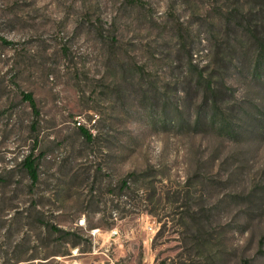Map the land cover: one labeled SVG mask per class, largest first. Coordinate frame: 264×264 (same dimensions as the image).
<instances>
[{
    "label": "rangeland",
    "instance_id": "rangeland-1",
    "mask_svg": "<svg viewBox=\"0 0 264 264\" xmlns=\"http://www.w3.org/2000/svg\"><path fill=\"white\" fill-rule=\"evenodd\" d=\"M0 264H264V0H0Z\"/></svg>",
    "mask_w": 264,
    "mask_h": 264
},
{
    "label": "trees",
    "instance_id": "trees-1",
    "mask_svg": "<svg viewBox=\"0 0 264 264\" xmlns=\"http://www.w3.org/2000/svg\"><path fill=\"white\" fill-rule=\"evenodd\" d=\"M24 98L29 101V103L33 107L34 111L37 112L38 111L37 103H36V100H35L33 94L29 93V92L25 93ZM82 132L87 138L92 137V134L89 132L88 129L82 127ZM35 161H36V159L32 154L28 155L24 161L25 168L28 171L33 182H36L38 180V169H37V166L35 164Z\"/></svg>",
    "mask_w": 264,
    "mask_h": 264
}]
</instances>
